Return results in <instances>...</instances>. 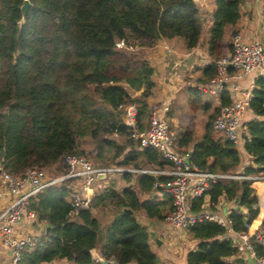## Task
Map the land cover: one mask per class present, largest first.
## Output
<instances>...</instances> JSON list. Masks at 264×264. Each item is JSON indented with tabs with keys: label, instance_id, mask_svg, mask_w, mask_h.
<instances>
[{
	"label": "trees",
	"instance_id": "16d2710c",
	"mask_svg": "<svg viewBox=\"0 0 264 264\" xmlns=\"http://www.w3.org/2000/svg\"><path fill=\"white\" fill-rule=\"evenodd\" d=\"M242 1L215 0L209 38L214 60L225 53L224 33L227 26L239 21ZM24 3L0 0V168L20 175L33 167L59 164L68 154H84L81 142L110 131L108 127L128 139L119 146L109 138L99 140L93 157L99 163L90 159L94 164L174 168L157 149L141 148L139 141L132 143L120 106L135 105L140 129L149 127L156 68L142 53L160 40L175 37L183 38L188 49L196 48L204 29L202 6L194 0H30L23 15ZM120 41L126 46L118 48ZM203 73L204 80L215 76V63ZM137 92L141 94L134 96ZM252 92L249 108L264 117V77L256 81ZM229 103V95L223 93L221 106ZM218 113L210 117L206 133L192 152L201 168L229 173L240 165L241 154L233 141L214 139ZM247 126L244 147L254 167H246L244 174L264 175V119L252 120ZM191 136L185 134L179 146H188ZM118 175L125 184L101 192L98 189L91 207L75 218L68 216L73 182L34 197L35 225L46 223L49 239L25 251L21 264L58 259L100 264L92 256L98 246L106 259L114 258L118 264H160L152 248L151 231L137 212L165 220L174 208L173 200L151 194L154 184L168 177ZM261 187L256 180H229L215 183L207 194L213 205L222 196L239 199L238 208L230 213L232 228L239 232L246 221L264 225V220H258L260 207H254ZM204 196L190 201L191 212L202 211ZM188 232L199 241L187 254L188 264H231L227 259L240 255L228 229L216 221L197 222ZM257 251L259 256L264 254L261 247Z\"/></svg>",
	"mask_w": 264,
	"mask_h": 264
},
{
	"label": "built area",
	"instance_id": "2783aa9c",
	"mask_svg": "<svg viewBox=\"0 0 264 264\" xmlns=\"http://www.w3.org/2000/svg\"><path fill=\"white\" fill-rule=\"evenodd\" d=\"M116 45L118 48L126 46L124 41H120ZM165 48L169 49L167 46ZM213 62L217 68L216 75L203 82L191 81V84L205 94H221L222 96L223 93H227L229 95L230 103L221 107L215 119L214 132L220 134L222 139L237 144L238 130L243 125L253 98L252 88H241L238 83L255 70H260L264 75V41L260 39L248 40L238 30L233 33L231 50ZM120 109L124 111L125 126L138 139L141 148L153 147L157 149L165 159L173 162L174 168L155 166L138 169L123 165L101 166L94 164L84 154L66 155L62 164L67 171L57 176L50 175L40 167L30 168L20 175L0 168V184L13 197L8 207L0 213V234L3 243L11 250V264H21L25 251L42 245L49 239V237H36L30 234L22 235L18 232L17 226L23 218L30 219L33 225L38 220L33 209L32 199L34 197L46 189L68 181L73 182L75 191L68 216L75 218L81 211L91 207L92 200L103 180L112 174L124 172L168 177V180L157 181L154 184V192L161 197H169L173 200L174 208L167 213L165 218V222L171 228L186 231L197 222L216 221L224 225L228 229V233L231 232L237 237L239 241L237 247L240 253L247 252L255 260V264H264V254L259 256L257 251V247L264 250V225L246 221L244 229L236 232L232 228L231 219L224 222L204 206L202 211L191 212L189 205L194 198H201L204 195L205 198H209L207 193L215 183L238 179L256 180L264 184V175H234L214 172L196 164L192 148L178 151L180 133L169 120L171 106L168 99L157 100L151 105L149 127L144 130L140 129L139 112L135 105H122ZM100 174H106L107 178L101 179ZM254 207H257V204ZM105 261V264L116 263L114 258L105 259Z\"/></svg>",
	"mask_w": 264,
	"mask_h": 264
},
{
	"label": "crops",
	"instance_id": "0c3cea01",
	"mask_svg": "<svg viewBox=\"0 0 264 264\" xmlns=\"http://www.w3.org/2000/svg\"><path fill=\"white\" fill-rule=\"evenodd\" d=\"M203 9V17H204V29L202 33V37L199 45L196 48L188 49L186 47L185 40L183 38L175 37L171 39H163L160 40L157 46L154 48L145 49L143 56L149 60L152 65L156 68L155 79L157 81V89L155 92V97L150 99L151 104L161 99H168L165 96V92L167 91V83L169 79L173 76H177V79L180 80L182 84L185 82L183 80L190 79L191 76L188 77L190 73H194L195 79L199 82L206 81L203 73V69L210 65L214 61V57L209 52V38H210V28L213 24V15L215 12V0H200L198 2ZM241 17L239 21L235 25L227 26L224 37H223V45L224 51L227 53L231 50V41L233 33L240 30L244 36L248 40L260 39L264 41V0H243L240 5ZM166 44L172 45L175 50L173 53L167 52L165 50ZM186 72H188L186 74ZM264 77L263 73L260 70H255L252 73L246 75L241 81H239V86L241 88H253L256 85V81L260 78ZM204 78V79H203ZM191 81L189 83L191 84ZM193 85V84H192ZM194 86V85H193ZM171 89V86H170ZM201 91L194 86V93ZM137 92L136 94H138ZM203 93V92H201ZM205 94V93H203ZM212 95V94H210ZM217 98V104L214 106L213 104H205L204 111L205 117L197 121L194 126L190 124H182L180 123H172L176 128H180L182 132H180V141L185 134L192 135V140L189 142L188 146H179L180 150L193 149L195 143L200 140L204 134L206 133V129L208 126L209 119L212 115H214L217 111L221 109V94L220 95H212ZM169 100V99H168ZM170 115V114H169ZM171 116H174L171 113ZM217 117V116H216ZM255 119H264V117L256 115L250 108L247 110L243 125L238 130L239 140L237 143L238 149L241 154V163L236 168H234L229 173L234 175L244 174V170L246 167H249L250 164H254V160L245 150V135H247L248 126L247 124ZM175 122V120H174ZM180 125V126H177ZM184 125V126H183ZM213 137L216 140H224L222 136L213 131ZM212 161V160H211ZM151 168V167H150ZM238 180V179H237ZM229 181V180H226ZM242 181V180H238ZM153 197H156V193L153 192L151 194ZM258 197L257 206L260 207V214L258 217L259 221L264 220V184L260 190L256 193ZM147 196L146 198H148ZM12 195L8 193V191L1 186L0 184V213L8 207L12 200ZM211 198L206 197V203L204 205L205 209L210 210L211 213L216 215L218 218L222 219L224 222H228L230 220V213L237 209V201H231L226 196H222L218 203H220L222 209L217 208V204L213 205L210 202ZM254 204V205H255ZM243 213H247V209H242ZM140 220L145 223L151 233L155 232L156 238L160 239L162 243L158 245L155 238L152 240V248L157 256L160 258V264H188L187 263V254L190 250H193L197 247L199 241L195 239L188 230L182 232V238L186 239L184 242H178V245H168L162 237L163 234V226L165 224V220L158 221L155 219H150L146 213L143 211H139ZM263 225V224H258ZM47 224L44 222L39 223L38 225H33V223L28 218H23L18 224V232L19 234L26 235L30 234L36 237H47ZM1 228V225H0ZM176 230V229H174ZM158 231H160L158 235ZM229 237L233 238L236 245H238L239 241L237 237L233 233H229ZM176 242V241H175ZM188 243V245H187ZM166 244V245H165ZM165 249H164V248ZM92 256L94 260L100 264H105V257L102 255L100 247H96L92 250ZM238 257H241V253ZM245 257H248V262ZM101 258V259H100ZM236 257L228 258L227 261L231 264H237L235 262ZM244 259V264H255V260L248 254L242 257ZM12 253L10 248H8L2 240V236L0 234V264H11ZM98 259V260H97ZM100 259V260H99ZM48 264V263H44ZM52 264H74L73 262L66 259H58L55 260ZM115 264H118L117 262ZM129 264H136V262H131Z\"/></svg>",
	"mask_w": 264,
	"mask_h": 264
},
{
	"label": "rangeland",
	"instance_id": "374dc122",
	"mask_svg": "<svg viewBox=\"0 0 264 264\" xmlns=\"http://www.w3.org/2000/svg\"><path fill=\"white\" fill-rule=\"evenodd\" d=\"M215 5V4H214ZM180 38V37H179ZM186 43V42H185ZM166 46L170 49L165 50L169 53H173L175 48L172 45L166 44ZM188 72H186L187 74ZM195 73V72H194ZM194 73H190L188 75L191 76L190 79H185L183 80L185 83L182 84L179 79H177V76L171 77L167 83V91L164 93L165 96L170 100V106H171V111L169 115V120L172 123H180L182 124H188L187 126H190L189 123H191L192 126L205 117V111H204V105L205 104H213L216 106L217 104V98H214L215 96H212L210 94H203V93H194V86L189 83V81L195 79ZM171 86V89H170ZM94 90V88H93ZM141 92L138 94H135L134 96L140 95ZM98 107H102L103 105L101 102L97 103ZM171 113H173V117L171 116ZM219 114V113H218ZM218 116V115H217ZM147 121V119L145 120ZM177 126H180L177 124ZM184 126V125H183ZM181 127V126H180ZM178 131L182 132L180 128H178ZM108 130L110 131H104L100 132L95 135V137H88L85 140L81 142V150L84 151V155L91 159L94 163L96 162L93 157L96 153V149H98V142L101 139L109 138L113 141H115L116 146H119L122 143H125L128 138L120 136L117 134L116 131H111V129ZM179 132V133H180ZM129 139H132V143H137L138 139L134 136H130ZM94 151V153H92ZM99 162H96L98 164ZM112 165H118L116 163ZM105 166V165H101ZM249 167H254L253 164H250ZM144 168H149V167H144ZM50 175L52 176H57L59 174H62L67 171L66 167L61 163L55 164L51 167L44 168ZM116 185L117 188H121L125 183L123 182V177L122 175L112 174L105 182H102L99 186V191H103L106 188L110 187L111 185ZM218 209H222L220 203L217 204ZM138 216L140 215L139 212H137ZM100 218V216H99ZM163 226V234L164 237L162 239L167 242L168 245H171V243H174V245H178V242H186L184 238H182V232L179 230H174L171 228L167 223L162 224ZM160 231H158L159 235ZM176 241V242H175ZM166 245V244H165ZM188 245V243H187ZM164 248V247H163ZM165 249V248H164ZM248 255L247 252H242L241 257ZM248 262V257H245ZM246 262V264H247ZM129 264V263H128Z\"/></svg>",
	"mask_w": 264,
	"mask_h": 264
},
{
	"label": "water",
	"instance_id": "95a60500",
	"mask_svg": "<svg viewBox=\"0 0 264 264\" xmlns=\"http://www.w3.org/2000/svg\"><path fill=\"white\" fill-rule=\"evenodd\" d=\"M194 1L198 3L200 0H194ZM30 4H31V3H30V0H25L24 5L22 6V12H23V15L26 13V10H27L28 7L30 6ZM99 177H100L101 179H106V178H107V175H106V174H100ZM236 201L238 202L239 199H236ZM124 210H125V211H128L129 213H132V210L125 209V208H124ZM49 231H50V227H47V233H49ZM151 236H152L153 238L156 239L158 245H160V244L162 243V241H161L160 239L156 238L155 232H152V233H151ZM235 262H236L237 264H244L245 261H244V259H243L242 257H236V258H235Z\"/></svg>",
	"mask_w": 264,
	"mask_h": 264
}]
</instances>
